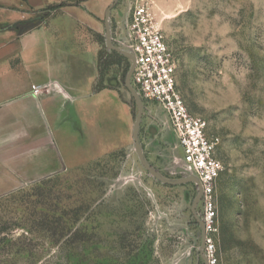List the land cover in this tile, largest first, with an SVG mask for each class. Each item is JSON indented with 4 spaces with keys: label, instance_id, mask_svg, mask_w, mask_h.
<instances>
[{
    "label": "rangeland",
    "instance_id": "374dc122",
    "mask_svg": "<svg viewBox=\"0 0 264 264\" xmlns=\"http://www.w3.org/2000/svg\"><path fill=\"white\" fill-rule=\"evenodd\" d=\"M60 2L33 9L21 30L48 22L60 45L96 56L99 85L110 76L119 87L113 149L62 169L44 187L42 204L66 210L68 226L86 233L85 241L63 248L70 235L56 244L49 233L27 232L39 245L0 264H264V0ZM142 2L177 58L189 110L207 120L217 142L224 170L215 193L216 232L206 230L203 207L193 212L196 185L183 173V150L159 103L144 105L141 153L133 138L139 110L125 86L131 60L108 48L104 21L112 6V43L124 50L129 18ZM27 206L15 201L5 210L22 217Z\"/></svg>",
    "mask_w": 264,
    "mask_h": 264
},
{
    "label": "crops",
    "instance_id": "0c3cea01",
    "mask_svg": "<svg viewBox=\"0 0 264 264\" xmlns=\"http://www.w3.org/2000/svg\"><path fill=\"white\" fill-rule=\"evenodd\" d=\"M55 3L0 0V196L113 149L119 87L99 85L96 56L60 45L48 22L21 30Z\"/></svg>",
    "mask_w": 264,
    "mask_h": 264
},
{
    "label": "built area",
    "instance_id": "2783aa9c",
    "mask_svg": "<svg viewBox=\"0 0 264 264\" xmlns=\"http://www.w3.org/2000/svg\"><path fill=\"white\" fill-rule=\"evenodd\" d=\"M124 50L135 58L131 84L143 104L154 101L165 110L183 150V173L197 178L195 185L197 193L201 190L205 228L216 232L215 193L224 170L216 155L217 142L208 134L207 120L189 110L178 87L177 58L145 2L138 4L129 18Z\"/></svg>",
    "mask_w": 264,
    "mask_h": 264
},
{
    "label": "trees",
    "instance_id": "16d2710c",
    "mask_svg": "<svg viewBox=\"0 0 264 264\" xmlns=\"http://www.w3.org/2000/svg\"><path fill=\"white\" fill-rule=\"evenodd\" d=\"M55 6L57 5H51L50 8ZM51 179L52 176H49L41 180L38 184L33 185L30 190L21 187L0 196V258H16L24 256L27 252H32V248L39 243L34 242L28 233L38 231L49 233L48 236L52 237L53 243L56 244L60 240L57 239L58 237L63 238L70 235L64 242L63 248L70 247L72 243L85 241L86 233L80 229L73 232V229L68 226L66 210L59 212V209L48 208L42 204L41 198L44 195V187ZM15 201H21L28 205L22 217L9 216L11 211L5 210V206ZM39 205H43V208L40 209ZM17 228H23L25 231L15 236L14 230Z\"/></svg>",
    "mask_w": 264,
    "mask_h": 264
},
{
    "label": "water",
    "instance_id": "95a60500",
    "mask_svg": "<svg viewBox=\"0 0 264 264\" xmlns=\"http://www.w3.org/2000/svg\"><path fill=\"white\" fill-rule=\"evenodd\" d=\"M112 10V6L108 7L105 13V31H106V39H107V46L110 49H115L117 51H119L120 53L124 54L125 56H127L129 59L132 60V65L131 68L126 76L125 79V86L126 88L129 90V92L131 93L132 97L134 98L139 113L138 116L136 118V120L134 121V132H133V138L136 144V147L138 149V151L141 153V149H140V139H139V129H140V125H141V121H142V116L144 114V104L139 96V94L137 93V91L135 90V88L132 86L131 84V76H132V72L135 66V58L134 56L123 49H120L116 46H114V44L112 43V34H111V28H110V22H109V17H110V13ZM186 179L192 181V182H197V178H195L194 176H187ZM201 199V190L199 191V193L197 194L194 204H193V212H196V208L200 202Z\"/></svg>",
    "mask_w": 264,
    "mask_h": 264
},
{
    "label": "flooded vegetation",
    "instance_id": "af4514ba",
    "mask_svg": "<svg viewBox=\"0 0 264 264\" xmlns=\"http://www.w3.org/2000/svg\"><path fill=\"white\" fill-rule=\"evenodd\" d=\"M104 22H105V21H104ZM196 190H197V189H196ZM196 194H198V193H196ZM199 205L202 207V201H201V199H200Z\"/></svg>",
    "mask_w": 264,
    "mask_h": 264
}]
</instances>
